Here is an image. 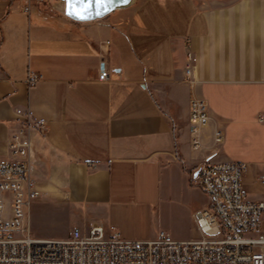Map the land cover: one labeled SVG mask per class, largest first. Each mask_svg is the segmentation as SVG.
<instances>
[{
    "label": "crops",
    "instance_id": "0c3cea01",
    "mask_svg": "<svg viewBox=\"0 0 264 264\" xmlns=\"http://www.w3.org/2000/svg\"><path fill=\"white\" fill-rule=\"evenodd\" d=\"M29 1L0 0V157L21 126L17 109L29 110L44 120L31 132L42 192L77 208L82 225L114 226L126 239L165 230L128 236L124 225L176 177L195 188L205 159L236 161L229 139L252 159L238 161L248 198L264 201V0H132L87 21L59 0L26 11ZM31 73L41 75L34 85ZM194 97L210 114L200 150L191 145Z\"/></svg>",
    "mask_w": 264,
    "mask_h": 264
},
{
    "label": "built area",
    "instance_id": "2783aa9c",
    "mask_svg": "<svg viewBox=\"0 0 264 264\" xmlns=\"http://www.w3.org/2000/svg\"><path fill=\"white\" fill-rule=\"evenodd\" d=\"M31 1L44 0H30L26 11ZM188 57L193 58L191 51ZM190 73L188 67V78ZM108 76L104 69L99 79ZM40 77L31 73L28 82L34 85ZM17 113L21 126L9 142L10 155L0 157V264H264V201L248 198L246 165L233 160L207 158L199 168L198 185L209 205L193 214L200 232L196 239H177L165 230L154 239H126L103 224L76 226L65 239L32 236L27 209L43 192L34 177L31 132L42 131L44 120L29 110ZM189 121L191 145L200 150L210 125L205 99H191ZM212 139L222 145V127L213 130Z\"/></svg>",
    "mask_w": 264,
    "mask_h": 264
},
{
    "label": "rangeland",
    "instance_id": "374dc122",
    "mask_svg": "<svg viewBox=\"0 0 264 264\" xmlns=\"http://www.w3.org/2000/svg\"><path fill=\"white\" fill-rule=\"evenodd\" d=\"M226 149L236 161L249 163L252 160L248 151L234 148L230 139ZM199 186L188 187L183 179L176 177L174 187L164 191L156 204L141 211L124 225L125 234H157L160 229H165L173 237H200L193 213L207 201V196L199 190ZM27 212L31 235L34 237L65 239L76 226L84 230L89 228V225H82L75 220L80 218L77 208H68L64 199L52 198L45 193L30 203Z\"/></svg>",
    "mask_w": 264,
    "mask_h": 264
},
{
    "label": "water",
    "instance_id": "95a60500",
    "mask_svg": "<svg viewBox=\"0 0 264 264\" xmlns=\"http://www.w3.org/2000/svg\"><path fill=\"white\" fill-rule=\"evenodd\" d=\"M61 1L62 0H59L58 4ZM63 1H65L66 4L65 9H62V11L69 17L79 21H87L104 17L113 10L124 7L132 2V0H111V3H108L107 5H97L96 3H93L89 6L87 11H83L81 5H70L68 3V0ZM58 6L60 7V5ZM70 12L73 14L70 15ZM97 12L99 13V15L96 14ZM81 16L86 18H81Z\"/></svg>",
    "mask_w": 264,
    "mask_h": 264
},
{
    "label": "snow or ice",
    "instance_id": "6c2138e0",
    "mask_svg": "<svg viewBox=\"0 0 264 264\" xmlns=\"http://www.w3.org/2000/svg\"><path fill=\"white\" fill-rule=\"evenodd\" d=\"M68 3L70 5H81L82 6V10L83 11H87L89 6L93 3H96L97 5H107L108 3H111V0H68ZM70 15L73 13H69ZM97 15H99V13H96ZM81 18H86L81 16Z\"/></svg>",
    "mask_w": 264,
    "mask_h": 264
},
{
    "label": "bare ground",
    "instance_id": "6f19581e",
    "mask_svg": "<svg viewBox=\"0 0 264 264\" xmlns=\"http://www.w3.org/2000/svg\"><path fill=\"white\" fill-rule=\"evenodd\" d=\"M65 4H66L65 1L62 0V1L58 4V5H60L59 8H60L61 10H62V9H65Z\"/></svg>",
    "mask_w": 264,
    "mask_h": 264
}]
</instances>
